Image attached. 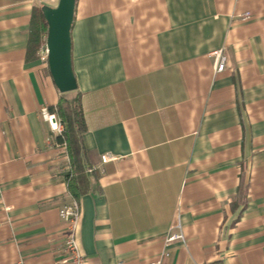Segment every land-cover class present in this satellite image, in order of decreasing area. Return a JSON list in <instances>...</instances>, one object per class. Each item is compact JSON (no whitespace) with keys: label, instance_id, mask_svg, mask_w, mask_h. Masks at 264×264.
<instances>
[{"label":"crops","instance_id":"0c3cea01","mask_svg":"<svg viewBox=\"0 0 264 264\" xmlns=\"http://www.w3.org/2000/svg\"><path fill=\"white\" fill-rule=\"evenodd\" d=\"M57 1L0 0V264H50L73 199L40 113L61 94L27 55L33 11ZM71 64L85 264H147L177 221L171 264H264V0H76Z\"/></svg>","mask_w":264,"mask_h":264},{"label":"trees","instance_id":"16d2710c","mask_svg":"<svg viewBox=\"0 0 264 264\" xmlns=\"http://www.w3.org/2000/svg\"><path fill=\"white\" fill-rule=\"evenodd\" d=\"M47 25L43 18L41 8L33 11L29 28V41L27 45V55L29 59H37L38 52L44 44ZM67 99L64 94L58 99L55 106L48 110L58 116L64 126L63 137H55L56 142L66 143L67 154L70 164L69 171L65 174L67 188L73 199H79L89 190V179L86 173L90 169L87 164V153L82 146V135L86 131V126L81 107L80 94ZM94 172V171H92Z\"/></svg>","mask_w":264,"mask_h":264},{"label":"built area","instance_id":"2783aa9c","mask_svg":"<svg viewBox=\"0 0 264 264\" xmlns=\"http://www.w3.org/2000/svg\"><path fill=\"white\" fill-rule=\"evenodd\" d=\"M251 18L250 13H245L238 17V21L244 22ZM44 44L40 50L39 58L41 62L47 65V50ZM213 58L214 72L222 73L226 68V59L222 55V50L213 51L210 55ZM43 120L47 123L50 132L54 137H63L64 126L58 116L51 113L47 107H43L40 110ZM59 150L65 154L68 161V154L66 143L62 142L57 145ZM101 163L114 162L117 160L110 154H104L100 157ZM93 170L88 169L87 173H91ZM10 207H6L8 210ZM59 219L65 224V234L62 240V244L58 250L57 257L50 264H85V258L80 253L78 246V232L79 222L81 218V205L79 200L72 199L68 204L62 206L58 211ZM177 230L175 233L168 234L163 240V249L158 255L147 264H171L172 254L170 251L171 246L174 243H185L184 235L180 227L179 221L174 225Z\"/></svg>","mask_w":264,"mask_h":264},{"label":"water","instance_id":"95a60500","mask_svg":"<svg viewBox=\"0 0 264 264\" xmlns=\"http://www.w3.org/2000/svg\"><path fill=\"white\" fill-rule=\"evenodd\" d=\"M76 0H58L54 7L42 6L47 25L45 47L47 69L59 94L76 91L71 64V28Z\"/></svg>","mask_w":264,"mask_h":264},{"label":"rangeland","instance_id":"374dc122","mask_svg":"<svg viewBox=\"0 0 264 264\" xmlns=\"http://www.w3.org/2000/svg\"><path fill=\"white\" fill-rule=\"evenodd\" d=\"M75 94H64V97H66L67 99H70L74 96Z\"/></svg>","mask_w":264,"mask_h":264}]
</instances>
